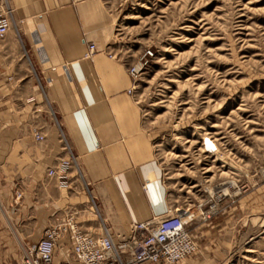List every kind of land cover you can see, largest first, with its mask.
Wrapping results in <instances>:
<instances>
[{"label": "crops", "instance_id": "0c3cea01", "mask_svg": "<svg viewBox=\"0 0 264 264\" xmlns=\"http://www.w3.org/2000/svg\"><path fill=\"white\" fill-rule=\"evenodd\" d=\"M7 4L12 26L0 40V264H22L44 229L72 213L83 231L108 230L115 238L129 234L131 223L162 218L170 202L128 92L132 80L109 47L104 0ZM88 43L95 51L86 57ZM70 153L64 177H49L47 169ZM57 245L53 264L71 247L67 238Z\"/></svg>", "mask_w": 264, "mask_h": 264}, {"label": "rangeland", "instance_id": "374dc122", "mask_svg": "<svg viewBox=\"0 0 264 264\" xmlns=\"http://www.w3.org/2000/svg\"><path fill=\"white\" fill-rule=\"evenodd\" d=\"M104 3L126 72L153 52L134 98L171 208L194 216L176 264H264V0Z\"/></svg>", "mask_w": 264, "mask_h": 264}, {"label": "built area", "instance_id": "2783aa9c", "mask_svg": "<svg viewBox=\"0 0 264 264\" xmlns=\"http://www.w3.org/2000/svg\"><path fill=\"white\" fill-rule=\"evenodd\" d=\"M11 26V10L7 0H0V40L6 36ZM94 51V43H88L85 56H91ZM152 56V50L145 49L127 67L132 80V86L128 90L130 94ZM34 136L38 141L43 140V135L38 132ZM61 141L65 144L64 148L69 150L64 139ZM73 159L71 153L67 158L60 159L47 169V175L64 177ZM16 196L20 197L21 193L17 192ZM74 214L45 228L41 238L25 250L22 264H53L57 241L65 238L70 242V251L57 264H176L196 248L187 228L194 217L188 209L170 207L162 218L131 223L130 233L116 238L108 230H103L98 235L83 231L75 221Z\"/></svg>", "mask_w": 264, "mask_h": 264}, {"label": "bare ground", "instance_id": "6f19581e", "mask_svg": "<svg viewBox=\"0 0 264 264\" xmlns=\"http://www.w3.org/2000/svg\"><path fill=\"white\" fill-rule=\"evenodd\" d=\"M220 191L226 192L227 193V189L226 188H222V186L219 187ZM222 192V193H223ZM224 194V193H223Z\"/></svg>", "mask_w": 264, "mask_h": 264}]
</instances>
